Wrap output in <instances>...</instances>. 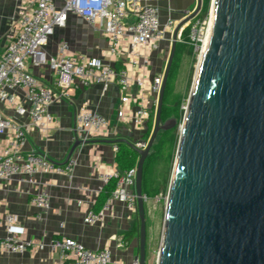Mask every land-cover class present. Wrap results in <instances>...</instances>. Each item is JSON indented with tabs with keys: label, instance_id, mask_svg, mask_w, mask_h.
Instances as JSON below:
<instances>
[{
	"label": "water",
	"instance_id": "water-1",
	"mask_svg": "<svg viewBox=\"0 0 264 264\" xmlns=\"http://www.w3.org/2000/svg\"><path fill=\"white\" fill-rule=\"evenodd\" d=\"M203 0L186 21L198 16ZM212 26L180 128L158 264H264V0H213ZM164 71L149 139L126 143L140 159L136 173L139 254L147 264L146 159L160 132L178 33ZM87 140H77L75 149ZM145 144V147H140Z\"/></svg>",
	"mask_w": 264,
	"mask_h": 264
},
{
	"label": "built area",
	"instance_id": "built-area-1",
	"mask_svg": "<svg viewBox=\"0 0 264 264\" xmlns=\"http://www.w3.org/2000/svg\"><path fill=\"white\" fill-rule=\"evenodd\" d=\"M70 15L80 16L96 26L108 40L111 54L125 56L126 67L117 70L100 57L77 55L65 41L58 45L55 54H48L51 37L58 28L67 25ZM211 21L212 6L206 18H192L187 26V39L179 34L178 40L190 45L202 56ZM175 27L173 20L163 25L159 8L140 0H31L29 6L22 7L18 30L0 58V136H9L5 144L0 143V182L16 176L31 178L39 173H73L76 158L70 157L65 163L57 164L47 154L27 152L24 146L29 126L47 132L55 123L50 106L69 99L74 88L95 84L107 88L117 83L121 91L118 118L139 132H145L156 111L164 77V71L152 75V53L168 35H172ZM29 64L48 68L55 77L54 84L44 83L29 70ZM188 106L189 101L181 106L182 121ZM6 110L14 111L20 118H29L30 123L17 120ZM75 131L84 140L110 138L112 133L107 118L88 107L77 110ZM140 147H145V144H140ZM114 149L117 152V144H114ZM92 169L102 184L115 180L116 185L101 211L87 210L85 224L95 225L101 221L111 211L113 201L123 204L132 213H138L137 167L121 172L95 157ZM143 198L145 203L151 200L146 195ZM30 200L42 212L51 208V197L46 191L36 192ZM2 226L6 234L0 237V250L19 254L29 248L43 247V244L24 236V229L16 215L0 216ZM51 248L60 253L62 264H139L136 260L129 263L115 261L109 247L92 250L67 236L53 240Z\"/></svg>",
	"mask_w": 264,
	"mask_h": 264
},
{
	"label": "crops",
	"instance_id": "crops-1",
	"mask_svg": "<svg viewBox=\"0 0 264 264\" xmlns=\"http://www.w3.org/2000/svg\"><path fill=\"white\" fill-rule=\"evenodd\" d=\"M140 1L159 8V17L163 25L169 20H173L176 27L182 24L178 36L181 34L184 39L183 34L186 33L187 39V26L190 20H186L195 11L197 0ZM30 4L31 0H0V58L18 30L21 8ZM173 33L168 35L152 53V75L165 71L163 61L170 49ZM64 41L77 55L97 56L114 66L120 64L121 69L127 65L124 62L125 56L112 55L106 37L96 26L80 16L70 15L67 25L55 31L47 46L48 54H55L58 45ZM178 43L181 42L178 40ZM28 68L44 83L54 84L55 77L48 68H37L30 64ZM120 105L121 91L117 83H112L107 88L102 84L87 88L78 87L70 91L69 99L55 102L50 106L55 123L47 132L43 133L40 129L29 126L24 150L45 153L57 164H63L68 160L77 140H84L75 131L76 113L80 107L96 110L106 117L112 133L110 138L87 139L88 143L81 144L75 149L71 157L77 159V164L71 175L39 173L31 178L16 176L9 181L0 182V216L16 215L24 229V236L43 244V247L29 248L19 254L0 250V264H62L60 253L51 248L52 241L62 236L71 237L92 250L109 247L115 261L129 263L135 260V256L139 254L138 234L130 241L124 237L136 227L137 214L130 212L123 204L113 201L111 211L107 212L101 221L95 225L84 223L85 213L88 209H94L98 196L105 186L92 169L93 159L99 157L103 164L116 167L114 144L93 140L126 138L137 142L144 133L120 121L118 118ZM6 113L25 124L30 123L29 118H20L14 111L6 110ZM8 138V135L0 136V143L5 144ZM42 190L48 192L51 197V208L47 212L40 211L30 200L32 195ZM149 204L150 202L146 203V212L152 238L156 228L149 220ZM5 234V227H0V237Z\"/></svg>",
	"mask_w": 264,
	"mask_h": 264
},
{
	"label": "trees",
	"instance_id": "trees-1",
	"mask_svg": "<svg viewBox=\"0 0 264 264\" xmlns=\"http://www.w3.org/2000/svg\"><path fill=\"white\" fill-rule=\"evenodd\" d=\"M210 2L211 0H203L202 11L198 15L200 18L204 19L208 16ZM183 37L184 39H186V33L183 34ZM191 48L192 47L186 43H179L178 46L176 47V52L164 96L162 122H166L167 120H169L173 111H175L178 121L181 120V114L179 112L178 104L176 105V102H174L172 109L170 107V103L175 95L177 71L179 69V56H180L179 54L184 52L186 54L191 55L192 53ZM115 68L117 70H121V65L117 64ZM154 119L155 117H153L152 114V117L150 118L147 124L146 131L142 134L141 139H144L146 141L149 139L154 127ZM178 138H179V134L177 132V126L173 127L168 131L159 133L144 165V172H143L144 195L152 198L158 194L166 193L167 184L165 183H162V186L157 185L155 189H149L150 187L149 177L153 169L154 163L163 159H172V157L174 156L176 145L178 143ZM117 145H118V150L115 155L116 168L121 172H126L128 170L136 168L140 159V155L126 143H118ZM115 185H116V181L111 180L107 185L104 186L94 206L95 210L97 211L101 210L107 199L115 190ZM138 232H139V220L136 227L132 231L127 232L125 234L124 239L130 241L136 234H138Z\"/></svg>",
	"mask_w": 264,
	"mask_h": 264
},
{
	"label": "rangeland",
	"instance_id": "rangeland-1",
	"mask_svg": "<svg viewBox=\"0 0 264 264\" xmlns=\"http://www.w3.org/2000/svg\"><path fill=\"white\" fill-rule=\"evenodd\" d=\"M212 1L210 2L209 12L212 6ZM209 14V13H208ZM179 44V43H178ZM177 44V46H178ZM191 55L186 54L184 52L180 53L179 55V69L177 71V80H176V87H175V95L171 100L170 107L173 109V103L176 102L178 104L179 112L181 114V106L183 103H186L190 99L192 85L194 78L197 73L199 61L201 58V54L199 52L194 51L193 48ZM171 52V48L166 54L165 59L163 61V69L165 70L169 55ZM155 114V111L153 115ZM176 119L177 132L180 138V128L183 123L182 121V114L181 120L178 121L175 111L172 112L170 119ZM179 138L178 143L176 145V149L174 152V156L172 159H163L159 160L153 165V169L151 171L149 177V189H155L157 185L162 186V183L167 184V191L164 194H158L154 197H149L150 204H149V220L150 223L153 224L156 228V233L152 238L150 237V230H149V221L146 216L147 220V247H149V259L147 264H157L159 258V252L161 249V242L163 237V229H164V218L166 213V206L168 200V191L173 175V170L176 162V155L177 149L179 145ZM138 220V219H136ZM148 250V248H147Z\"/></svg>",
	"mask_w": 264,
	"mask_h": 264
},
{
	"label": "bare ground",
	"instance_id": "bare-ground-1",
	"mask_svg": "<svg viewBox=\"0 0 264 264\" xmlns=\"http://www.w3.org/2000/svg\"><path fill=\"white\" fill-rule=\"evenodd\" d=\"M212 20H213V18H212ZM212 22H213V21H211V26H212ZM210 33H211V29H210V31H209L208 37H207L206 42H205V45H204V51H205V49H206V47H207V45H208V42H209V35H210Z\"/></svg>",
	"mask_w": 264,
	"mask_h": 264
}]
</instances>
